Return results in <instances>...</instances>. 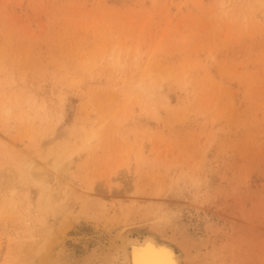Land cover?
<instances>
[{"label": "rangeland", "instance_id": "374dc122", "mask_svg": "<svg viewBox=\"0 0 264 264\" xmlns=\"http://www.w3.org/2000/svg\"><path fill=\"white\" fill-rule=\"evenodd\" d=\"M124 231L264 264V0H0V264Z\"/></svg>", "mask_w": 264, "mask_h": 264}, {"label": "bare ground", "instance_id": "6f19581e", "mask_svg": "<svg viewBox=\"0 0 264 264\" xmlns=\"http://www.w3.org/2000/svg\"><path fill=\"white\" fill-rule=\"evenodd\" d=\"M5 105L6 103L3 102L1 112L7 115L9 108ZM47 191L45 188L41 196L44 197L43 200L41 199L43 207L45 204L50 206ZM53 209L58 213L64 210V207ZM129 234L125 231L123 234L115 233L109 237L112 243L107 250L102 251L103 248L97 246L79 256L70 257L69 262L65 264H183L181 252H177L172 244L159 241L156 235L144 233L142 236H130ZM45 244L46 241L42 242L40 247L43 248Z\"/></svg>", "mask_w": 264, "mask_h": 264}]
</instances>
